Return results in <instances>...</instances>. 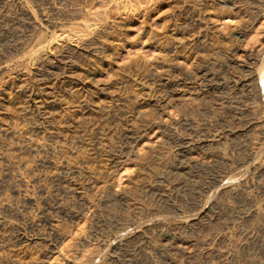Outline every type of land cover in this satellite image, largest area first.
Masks as SVG:
<instances>
[{
	"label": "rangeland",
	"instance_id": "1",
	"mask_svg": "<svg viewBox=\"0 0 264 264\" xmlns=\"http://www.w3.org/2000/svg\"><path fill=\"white\" fill-rule=\"evenodd\" d=\"M66 4L53 18L69 21L64 28L74 32L72 41L81 49L76 53L56 41L57 51L46 47L27 55L28 45L49 40L44 27L37 25L38 37L35 32L25 38V20L21 27L0 23L6 32L0 41V155L9 158L19 178L16 184L4 181L3 188L20 193L0 195V264H264V226L236 219L234 214L245 211L241 200L234 202L218 189L219 182L229 184L232 167L228 160L210 159L212 152L226 158L234 149L238 158L237 148L250 145L255 159L264 160L259 127L243 140L229 138L201 148L203 141L242 131L250 118H257L255 91L249 96L236 81L248 77L249 52L264 53V0ZM246 19L251 25L238 39L232 29ZM87 44L92 50L83 48ZM227 48L234 51L226 54ZM42 58H48L45 65L39 64ZM18 76L33 96L9 88L18 84ZM151 99L161 101L151 104ZM144 110L149 112L138 118ZM201 121L211 124L209 130ZM200 164L209 169H198ZM213 173L215 184L201 186ZM253 184L247 195L263 205L256 186H264V176ZM198 202L212 203L214 218L181 228ZM256 225L258 232L250 230ZM237 230L252 231V241ZM216 237L222 242L212 246L214 258L199 262L197 253L208 249L199 242ZM245 243L250 254L237 249ZM231 253L234 262L226 259Z\"/></svg>",
	"mask_w": 264,
	"mask_h": 264
},
{
	"label": "bare ground",
	"instance_id": "2",
	"mask_svg": "<svg viewBox=\"0 0 264 264\" xmlns=\"http://www.w3.org/2000/svg\"><path fill=\"white\" fill-rule=\"evenodd\" d=\"M254 2H257V3H260V0H253ZM69 2V1H68ZM71 2V1H70ZM70 2H69V4H70ZM27 4H30L29 6H30V8H31V10H29V8L27 7L28 5ZM27 5V6H26ZM71 6V5H70ZM259 6V5H258ZM9 8V9H8ZM7 9H8V11H7ZM62 9H67V4H66V0H0V23L1 22H5V23H12V24H14V23H16L17 24V26L19 25L20 27H21V25H20V21L23 23V20H25V22H26V24L25 23H23L22 24V28L24 29V34H25V38H28V37H31V36H33L34 34L33 33H35L36 32V30H38L37 29V25H39V26H41V27H44V30H45V32H47V33H49V40H47V41H45L43 38H41V39H43L42 41H41V39H38L36 42H34L33 44H30V45H28V50H27V55H35V54H38L39 52L41 53V51L43 50V49H45L46 47H52V49H53V51H57V44H55V42L57 41H61L63 44H64V46H65V48L66 49H69L71 52H73V53H76L77 51H80L81 49H80V45L79 44H75L73 41H72V37L74 36V32L72 31V30H69V29H71V28H69L68 30H66L64 27H65V25L66 24H68V20H66L65 22L63 21H55V19L57 20L58 18H53V17H56L57 16V14L58 13H60L61 12V10ZM72 9V8H71ZM63 12H64V10H63ZM68 11H66V13H67ZM71 12V11H70ZM73 12H75V11H73ZM61 14V13H60ZM63 15L65 16L66 14H64L63 13ZM75 15V14H74ZM61 16V15H60ZM60 16H57V17H60ZM193 16V15H192ZM67 16H65V18H66ZM62 18H63V16H62ZM62 18H60V19H62ZM64 18V19H65ZM59 19V20H60ZM64 19H62V20H64ZM75 19V18H74ZM70 20V19H69ZM3 22V23H4ZM71 22V21H70ZM8 23V24H9ZM199 23V22H198ZM1 25V24H0ZM5 25V24H4ZM7 25V24H6ZM69 25V24H68ZM251 25V22L249 21V19H246V20H244V21H240V22H236V24L234 25V28L232 29V32L236 35V36H238V39L239 38H241L242 37V32H243V30L244 29H248L249 28V26ZM3 26V25H2ZM67 26V25H66ZM69 27V26H68ZM75 28V27H74ZM244 28V29H243ZM15 29V28H14ZM10 29H8V31H9ZM77 30V29H76ZM238 30H240L241 32H239ZM7 31V32H8ZM18 31V30H17ZM39 31V30H38ZM36 32L35 33V35L37 34V33H39V32ZM43 31V30H42ZM41 31V32H42ZM75 31V30H74ZM21 32V31H20ZM13 33H15L14 31H13ZM15 34H17V33H15ZM21 34H23V33H21ZM33 34V35H32ZM5 35H6V32H4L3 31V29H1V26H0V41L2 40L1 38H3V37H5ZM19 35V34H18ZM38 35V34H37ZM36 35V36H37ZM44 35V34H43ZM13 36H14V34H13ZM17 36V35H16ZM22 36V35H21ZM36 36H35V38H36ZM39 36V35H38ZM37 36V37H38ZM235 36V37H236ZM43 37V36H42ZM45 37V36H44ZM6 38H7V36H6ZM9 38H10V36H9ZM46 38V37H45ZM5 39V38H4ZM15 39V38H14ZM16 39H21L20 38V36H17V38ZM31 39V38H30ZM74 39H76V38H74ZM6 40V39H5ZM16 41V40H15ZM20 41V40H19ZM76 41V40H75ZM4 42V41H3ZM10 42V41H9ZM60 42V43H61ZM18 43V42H17ZM22 43V42H21ZM32 43V42H31ZM85 44V43H84ZM17 45V44H16ZM59 45V44H58ZM79 45V46H78ZM90 45V44H89ZM92 46V45H91ZM94 46V45H93ZM92 46V47H93ZM7 47H9V46H7ZM101 47V46H100ZM6 48V47H5ZM12 48V47H11ZM15 48H17V46H15ZM19 48H20V46H19ZM63 48V47H62ZM84 49L86 48V49H91L92 50V48H90V46H88V44L87 45H85L84 47H83ZM51 49V48H50ZM9 50H11V49H9ZM93 50H96V48H93ZM236 50V49H235ZM15 51H17V49L15 50ZM68 51V50H67ZM234 50L233 49H230V48H227V50L226 51H224V53H226V54H230V53H232ZM262 52H264V48L261 50ZM24 52V51H23ZM228 52V53H227ZM56 53V52H55ZM59 53V52H58ZM68 53V52H67ZM81 53V52H80ZM91 53V52H90ZM93 53V52H92ZM236 53V52H235ZM226 56H228V55H226ZM235 56V55H234ZM15 57V56H14ZM25 57H27V56H25ZM24 57V58H25ZM230 57H232V55H230ZM9 58V57H8ZM16 58V57H15ZM40 58V57H39ZM71 58V57H70ZM247 58H249L250 59V65L248 66V69H247V73L249 72V74L248 75H246V76H248L247 78H245V79H242V81H240V82H237L236 81V87H239L240 86V88L244 91V92H247L248 93V95L250 94L251 95V92H252V89L255 91V93H254V96H257V98H258V103H259V105L254 109V108H252V112L255 110V112H257V114L258 115H256V113H255V116H257V118H250V120L248 121V122H246V120H245V122H246V124H245V126L243 127L244 129L242 130V131H230L229 132V134L227 135V137H222V136H218L217 135V137H216V139L214 140H211V141H203V143L201 144V148L202 147H206V148H208L209 149V147L211 148V147H213L216 143H218V142H220V141H226V139L228 140L229 138L231 139V140H235V139H238V138H240L241 137V139H242V137H245V134L246 133H248V132H250V131H252V130H256V127H259V129L260 130H258L259 131V133L261 134V138L262 139H264V53H259V52H257V53H253V52H249V54H248V57ZM246 58V59H247ZM5 59V58H4ZM48 59V58H47ZM47 59H45V58H42L41 59V61H40V65H43V63H44V65H45V62H46V60ZM52 59V58H51ZM72 59V58H71ZM19 60V59H18ZM17 60V61H18ZM22 60H24V59H22ZM21 60V61H22ZM50 60V59H49ZM16 61V60H15ZM212 61V60H211ZM14 62V61H13ZM233 63V62H232ZM50 64H51V62H50ZM8 66V65H7ZM45 67V66H44ZM173 69V68H172ZM39 71V70H38ZM205 72V71H204ZM208 73V72H207ZM240 74V73H239ZM159 76V75H158ZM212 76V75H211ZM221 76V75H220ZM212 77H214V76H212ZM15 79L17 80V85L15 86L14 84L13 85H11V86H9V88H12V87H14L13 88V90L16 92V93H23V94H29L30 96H33V95H31V94H33V90H32V88L29 86V85H26V83H22L21 85H20V76H18V77H15ZM238 79V78H237ZM239 81V80H238ZM23 82H26V81H23ZM28 82V81H27ZM11 83V82H10ZM233 83H234V81H233ZM12 84V83H11ZM31 85V84H30ZM233 85V84H232ZM222 89V88H221ZM235 89V88H234ZM34 91H35V89H34ZM36 92V91H35ZM28 95V96H29ZM185 95V94H184ZM246 95V94H245ZM248 95H246V97L248 96ZM249 95V96H250ZM253 97V96H252ZM256 98V97H255ZM33 99V98H32ZM35 99V98H34ZM52 99V98H51ZM156 99V98H155ZM153 100V99H151L150 100V103L152 104V103H156V104H158L160 101H161V99L160 100ZM48 100V99H47ZM255 100V99H254ZM35 101V100H34ZM46 101V100H45ZM45 101H43V102H45ZM163 103H165V104H167L168 103V101H166V99L164 98V100L162 101ZM181 103V102H180ZM224 103V102H223ZM44 104V103H43ZM46 104H47V102H46ZM148 104V103H147ZM226 105V104H225ZM243 105V104H242ZM257 105V104H256ZM44 106V105H43ZM154 106V105H153ZM238 106V105H237ZM245 106V105H244ZM248 106V105H247ZM253 106H254V104H253ZM184 107V106H183ZM250 110H251V108H250ZM249 110V111H250ZM156 111V110H155ZM241 111V110H240ZM246 111V110H245ZM147 112H149L148 110L147 111H143V112H139L138 114H137V117L138 118H140V117H142L143 115H145V114H147ZM251 111H250V113H252ZM241 114V113H240ZM252 116V115H251ZM254 116V117H255ZM135 117V116H134ZM248 117V116H247ZM242 119V118H241ZM248 120V119H247ZM186 121V120H185ZM202 122V126H203V128H206V129H208L206 126L208 125V124H210V123H208V124H205L203 121H201ZM183 123V122H182ZM188 123H189V121H188ZM244 124H242V125H244ZM153 125V124H152ZM172 125V124H171ZM186 125V124H185ZM189 125V124H188ZM211 125V124H210ZM209 125V126H210ZM159 126V125H158ZM161 126V125H160ZM166 126V125H165ZM164 126V128H166ZM174 125H172V127H173ZM183 126V125H182ZM212 127V126H211ZM186 128H188V126H186ZM131 129H133V128H131ZM130 129V130H131ZM211 129V128H210ZM241 129V128H240ZM168 130V129H167ZM170 130V129H169ZM168 130V131H169ZM209 130V129H208ZM212 130V129H211ZM235 130V129H234ZM140 131V130H139ZM204 131V130H203ZM202 131V132H203ZM223 131V130H222ZM257 131V132H258ZM124 132V131H123ZM221 132V131H220ZM256 132V131H255ZM256 132V134H258ZM125 133V132H124ZM132 133V132H131ZM212 134V133H211ZM121 135V134H120ZM124 135H126V134H124ZM139 135V134H138ZM169 135V134H168ZM225 135V134H224ZM223 135V136H224ZM128 136V135H127ZM137 136V135H136ZM210 137H212V136H210ZM256 137H257V135H256ZM120 138V137H119ZM124 138H126L125 136H124ZM129 138V137H128ZM131 138V137H130ZM141 138V137H140ZM180 138V137H179ZM213 138H215V137H213ZM249 138H251V137H249ZM258 138V137H257ZM181 139V138H180ZM229 139V140H230ZM252 139H253V137H252ZM252 139H251V141H252ZM261 139V140H262ZM127 140V139H126ZM129 140V139H128ZM208 140H209V138H208ZM240 140V139H239ZM243 140V139H242ZM255 140V139H254ZM259 140V139H258ZM131 141V140H130ZM238 141V140H237ZM248 141H250V140H248ZM256 141V140H255ZM254 141V142H255ZM129 142V141H128ZM132 142V141H131ZM173 142V141H172ZM245 142H247L246 140H245ZM244 142V143H245ZM253 142V141H252ZM224 143V142H223ZM235 143V142H234ZM249 143V142H248ZM251 143V142H250ZM196 144V143H195ZM220 144V143H219ZM227 144V143H226ZM241 145H242V142L240 143ZM252 144V143H251ZM255 144V143H254ZM179 145V144H178ZM183 145V144H182ZM188 145H189V143H188ZM192 145V144H191ZM221 145H223V144H221ZM243 145H246V144H243ZM243 145H242V147H243ZM194 146V145H193ZM234 146V145H233ZM248 146H250V145H247L246 146V148H237L238 150H237V152L239 153V155H238V158H236L235 156H234V154H236L235 152L236 151H232V153H228V155H227V157L225 158L224 157V154L223 155H219V153L217 154V155H215L213 152H212V158H210V159H212V162H213V160H215V159H217V160H220V161H222V160H228V162H229V165H231V167H232V169H230V173H229V178H230V182H229V184L227 185V186H225V184L223 183V184H221V182H219L220 183V185L218 186V189H219V191L220 192H223V193H225V194H227V196H228V198L229 199H231L232 201H234V202H236L237 201V203H238V201L239 200H241L240 201V203H242V206H243V208H245L244 210L245 211H239L238 213H236V214H234V215H237L236 216V219H238V220H240V221H242L243 223H248V222H250V221H252V220H256V222H258L259 223V225H263L264 226V204L263 205H258L257 206V202H256V204H253V203H255V202H253L251 199L253 198V196H254V194L252 195V198L250 199V196H248L247 195V192H246V190H248L250 187H254V184H253V182H254V180L255 179H260L261 177H263L264 176V160L262 159V160H260V159H255V157L256 156H254V153H253V149H247V147ZM252 146V145H251ZM190 147V146H189ZM227 147V146H226ZM236 147V146H235ZM253 148H254V146H252ZM256 147V146H255ZM177 148V147H176ZM180 148V147H179ZM199 148V147H198ZM220 148V147H219ZM218 148V149H219ZM234 148V147H233ZM251 148V147H250ZM123 149V148H122ZM184 149V148H183ZM190 149V148H189ZM226 149V148H225ZM228 149V148H227ZM226 149V150H227ZM191 150V149H190ZM195 150V149H194ZM193 150V151H194ZM198 150V149H197ZM205 150H207V149H205ZM217 150V149H216ZM221 150V149H220ZM219 150V151H220ZM226 150H224V151H226ZM256 150H258V149H256ZM263 151V150H262ZM175 152H176V150H175ZM174 152V153H175ZM179 152H181V151H179ZM185 152V151H184ZM187 152V151H186ZM211 152V151H210ZM118 153V152H117ZM227 153V152H226ZM257 153V152H256ZM260 153H262V152H260ZM264 153V152H263ZM186 154V153H185ZM191 154V153H190ZM189 154V155H190ZM211 155V154H210ZM117 156V155H116ZM179 156V155H178ZM184 156V155H183ZM258 156V155H257ZM119 157V156H118ZM117 157V158H118ZM180 157V156H179ZM185 157V156H184ZM187 157V156H186ZM176 158H178V157H176ZM181 158H183L182 157V155H181ZM259 158H260V155H259ZM183 160V159H182ZM185 160V159H184ZM187 160V159H186ZM199 161V160H198ZM211 161V160H210ZM115 162V161H114ZM148 163V162H147ZM195 163V162H194ZM193 163V164H194ZM175 164V163H174ZM197 164V163H196ZM195 164V165H196ZM207 164V163H206ZM206 164H200V165H198L197 167H198V169H209L207 166H205ZM173 165V164H172ZM181 165V164H180ZM189 165V164H188ZM191 166H193L192 164H191ZM179 167H181V166H179ZM193 167H195V166H193ZM177 168H178V166H177ZM182 168V167H181ZM189 168V167H188ZM170 169H173V168H170ZM176 169V168H175ZM196 169V168H195ZM179 170H180V168H179ZM183 170H185V169H183ZM212 169L210 168V171H211ZM178 171V170H177ZM176 171V172H177ZM191 171V170H190ZM197 171V170H196ZM209 171V172H210ZM171 172V171H170ZM173 172V171H172ZM175 172V173H176ZM15 173L16 172H14V170L12 169V165L10 164V162H9V158L8 157H6V155H0V195H3V197H6V191H9V193H11L12 195H16V196H20V193H19V191H18V189L17 188H10L9 190H7V189H4L3 187H5V186H3V182L4 181H6V180H10V181H12L13 183H15L16 181H18V179H17V176L15 175ZM198 174H199V172H198ZM203 175V174H202ZM192 176H193V174H192ZM209 182H207V183H205L204 184V182H205V180H204V182H203V184L201 185V186H204V185H208V186H206V188L207 187H209L211 184H215V182H216V176L214 175V173L213 174H209ZM205 178V177H204ZM206 179V178H205ZM208 179V178H207ZM259 182V181H258ZM181 183V182H180ZM6 184V183H5ZM4 184V185H5ZM16 184V183H15ZM179 184V183H178ZM260 184V183H259ZM263 184V183H262ZM196 185H198V184H196ZM9 186V185H8ZM214 186V185H213ZM154 187H156V186H154ZM257 188H256V192L259 194V195H264V186L263 185H257L256 186ZM147 188V187H146ZM167 188V187H166ZM177 188V187H176ZM109 189V188H108ZM202 189H204V188H202ZM143 190H145V189H143ZM253 190V189H252ZM149 191V190H148ZM152 191V190H151ZM150 191V192H151ZM154 191V190H153ZM167 191V190H166ZM201 191V190H200ZM106 192V191H105ZM108 192V191H107ZM154 192H156V190L154 191ZM154 192H152V193H154ZM254 192V191H253ZM255 192V193H256ZM8 193V194H9ZM146 193V192H145ZM167 193V192H166ZM169 193V192H168ZM252 193V192H251ZM256 193V194H257ZM124 194V193H123ZM147 194V193H146ZM5 195V196H4ZM81 195V194H80ZM120 195V194H119ZM170 195V194H169ZM121 196V195H120ZM244 196V197H243ZM152 197H154V196H152ZM156 197V196H155ZM158 197V196H157ZM156 197V198H157ZM264 197V196H263ZM262 197V198H263ZM118 198V197H117ZM122 198V197H121ZM125 198V197H124ZM124 198H123V200H124ZM195 198V197H194ZM116 199V198H115ZM158 199V198H157ZM119 200H121V199H119ZM127 200V199H126ZM162 200V199H161ZM231 200H229V202L231 201ZM254 200V199H253ZM257 200V199H256ZM255 200V201H256ZM149 201V200H148ZM159 201V200H158ZM202 201V200H201ZM261 201V200H260ZM260 201H259V203H260ZM122 202V201H121ZM263 202V201H262ZM199 203V202H198ZM125 204H126V201H125ZM128 204V203H127ZM229 204H231V203H229ZM260 204H262V203H260ZM236 206V205H235ZM128 207V206H127ZM157 207V206H156ZM190 207V206H189ZM197 210H196V212L194 213L193 212V215H191V216H189L188 218H187V221L186 222H184L183 224H180L179 226L181 227V228H183V229H187V228H189V226H191L193 223H197V222H199V221H202L201 219H203V218H205V217H210L211 219H213L214 218V213H213V211H214V206H213V204L212 203H207V202H205V203H199V204H197ZM195 208V209H196ZM239 208H241L240 206H239ZM242 208V209H243ZM234 209H235V207H234ZM237 209H238V207H237ZM241 209V210H242ZM229 210H231V208L229 209ZM234 213V212H233ZM134 214V213H133ZM229 214H230V212H229ZM135 218V217H134ZM164 218V217H163ZM209 218V219H210ZM133 219V218H132ZM140 219V218H139ZM159 219V218H158ZM206 219V218H205ZM208 220V219H207ZM157 221H159V220H157ZM163 221V220H162ZM205 221V220H204ZM203 221V222H204ZM123 222V221H122ZM48 223V222H47ZM50 223V222H49ZM150 223V222H149ZM115 224V223H114ZM143 224H145V223H143ZM209 224V223H208ZM213 224V223H212ZM250 224V223H249ZM248 224V225H249ZM195 225V224H194ZM199 225H201V223L199 224ZM144 226H146L145 228H147L148 226L147 225H143V228H144ZM150 226V225H149ZM196 226V225H195ZM168 227V226H167ZM176 227V226H175ZM157 228V227H156ZM159 228V227H158ZM164 228V227H163ZM210 228V227H209ZM235 228H237V226L235 227ZM256 228V229H255ZM260 228L261 227H259L258 225H256L255 227H252V228H250V230H253V232H258L259 230H260ZM262 228H264V227H262ZM117 229V228H116ZM135 229V228H134ZM161 229V228H160ZM177 229V228H176ZM199 229H200V227H199ZM203 229V228H202ZM257 230V231H255V230ZM164 230H165V228H164ZM211 230V229H210ZM213 230V229H212ZM235 230V229H234ZM19 231V230H18ZM50 231H51V229H50ZM156 231V230H155ZM154 231V232H155ZM198 231V230H197ZM264 231V230H263ZM15 232V231H14ZM17 232V231H16ZM151 232V231H150ZM149 232V233H150ZM153 232V231H152ZM171 232V231H170ZM236 232V231H235ZM237 232H238V230H237ZM252 232V231H251ZM250 231H249V233H251ZM172 233H174L173 231H172ZM200 233V232H199ZM245 233H248L247 231H243V230H240L239 232H238V236L240 237V236H244L245 238H246V241L248 242V241H250L251 239H253V238H251V236H250V234L248 233V234H245ZM264 233V232H263ZM263 233H261V234H263ZM119 234V233H118ZM155 234V233H154ZM153 234V235H154ZM164 234V233H163ZM220 234V233H219ZM53 235V234H52ZM111 235V234H110ZM159 235V234H158ZM174 235V234H173ZM260 235V234H259ZM259 235L257 236V237H259ZM264 235V234H263ZM144 236V235H143ZM146 236V235H145ZM167 236L168 235H166V234H164L163 235V239L165 240L166 238H167ZM170 236V235H169ZM153 237V236H152ZM159 237V236H158ZM176 237V236H175ZM215 237V236H214ZM20 238V237H19ZM212 238V237H211ZM261 238V237H260ZM260 238H259V241H257V242H260ZM158 239V238H157ZM175 239V238H174ZM201 239V238H200ZM204 238H202V240H201V242H199V245H203L204 244V246H206L208 249H204L202 246H199V247H202L203 248V250H201V251H199L198 253H197V256H199V262H203V263H205V261L207 262L208 260H212L213 258H214V255H215V252H214V250L212 249V246L213 245H218L217 243H219V241H221L220 240V238H213V239H204ZM239 239H241V238H239ZM243 239V238H242ZM147 240V239H146ZM151 240V239H150ZM225 240V239H224ZM245 240V239H244ZM34 241V240H33ZM103 241V240H102ZM174 241V240H173ZM200 241V240H199ZM252 241V240H251ZM149 242V241H148ZM167 242H168V240H167ZM222 242V241H221ZM228 242V241H227ZM241 242V241H240ZM262 242V241H261ZM264 242V241H263ZM150 243V242H149ZM159 243H160V241H159ZM169 243V242H168ZM173 243V242H172ZM201 243V244H200ZM253 243V242H252ZM49 244V243H48ZM47 244V245H48ZM156 244V243H155ZM170 244V243H169ZM195 244H198V243H196L195 242ZM247 243H245V244H239L238 246H237V249L238 250H240L241 252H247V254H250V253H248V252H250V247H248V245H246ZM255 245H256V243H254ZM260 244V243H259ZM30 245V244H29ZM54 245V244H53ZM160 245V244H159ZM194 245V244H193ZM32 246V245H31ZM36 246V245H35ZM170 246H172V245H170ZM169 246V247H170ZM197 246V245H196ZM236 246V245H235ZM253 246V245H252ZM50 247V246H49ZM199 247H197V248H199ZM256 247V246H255ZM260 247V246H259ZM120 248V247H119ZM161 248H162V246H161ZM196 248V247H195ZM262 248V247H261ZM48 249V248H47ZM235 249V248H234ZM263 250H264V248H262ZM152 250V249H151ZM158 250V249H157ZM249 250V251H248ZM153 251V250H152ZM176 251V250H175ZM174 251V252H175ZM198 251V250H197ZM237 251V250H236ZM252 251V250H251ZM41 252V251H40ZM168 252V251H167ZM173 252V253H174ZM177 252V251H176ZM230 252V251H229ZM257 252H259L258 254H260L261 255V252L262 251H260V249H257ZM257 252L256 253H254V254H257ZM44 253H46L45 251H44ZM145 253V252H144ZM234 253V252H233ZM264 253V252H263ZM177 254V253H176ZM246 254V253H245ZM253 254V255H254ZM40 255V254H39ZM43 255V254H42ZM46 255V254H45ZM223 255V254H222ZM251 255H252V253H251ZM120 256V255H119ZM166 256V255H165ZM247 256H249V255H247ZM42 257V256H41ZM45 257H47V256H45ZM91 257V256H90ZM184 257V256H183ZM233 257H234V254H227V256H226V259L227 260H230L231 262H234V260H233ZM258 257V256H257ZM38 258H39V256H38ZM91 259V258H90ZM171 259V258H170ZM255 259H257V258H255ZM260 259H261V257H260ZM263 259V258H262ZM238 260V259H237ZM241 260V259H240ZM250 260V259H249ZM258 260V259H257ZM165 261V260H164ZM198 261V260H197ZM253 261V260H252ZM263 261V260H262ZM168 262V261H167ZM86 263V262H85ZM177 263V262H176ZM184 263V262H183ZM221 263V262H220ZM238 263V262H237ZM261 263V262H260ZM3 264H11L9 261H4V263ZM87 264H96V263H94V262H92V260L89 262H87ZM168 264V263H167ZM199 264V263H198ZM236 264V263H235Z\"/></svg>",
	"mask_w": 264,
	"mask_h": 264
}]
</instances>
